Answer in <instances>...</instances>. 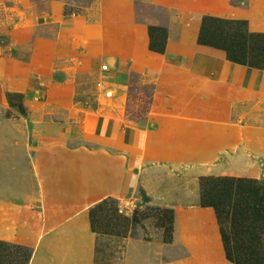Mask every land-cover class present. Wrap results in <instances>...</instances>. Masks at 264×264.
<instances>
[{"label": "rangeland", "instance_id": "1", "mask_svg": "<svg viewBox=\"0 0 264 264\" xmlns=\"http://www.w3.org/2000/svg\"><path fill=\"white\" fill-rule=\"evenodd\" d=\"M246 4L0 0V191L27 185L36 205L41 197L32 182L36 170L45 189L53 177L72 173L100 199L127 177L126 198L114 199L117 216L109 204L95 212L94 227L101 234L93 264H233L226 259L214 209L200 205L203 188L209 187L203 180L264 183V163L258 161L264 160L259 140L264 132L244 130L240 121L252 117L256 127L261 115L248 110L255 95L230 78L217 79L204 59L199 70L186 66L177 44L186 38L192 43L203 17L243 20ZM150 27L159 30L152 39L164 46L162 54L146 49ZM154 63L158 71L141 69ZM41 107L70 108L87 130L104 119L113 127L106 136L97 132L71 145L62 114L53 123L30 125V113ZM240 135H251L250 144L239 145ZM107 136L111 144L103 141ZM70 147L78 153L75 160ZM108 149L126 152L127 161L105 155ZM21 211L0 207V264H27L41 220ZM238 256L242 264L262 258L249 246Z\"/></svg>", "mask_w": 264, "mask_h": 264}, {"label": "crops", "instance_id": "2", "mask_svg": "<svg viewBox=\"0 0 264 264\" xmlns=\"http://www.w3.org/2000/svg\"><path fill=\"white\" fill-rule=\"evenodd\" d=\"M246 3L242 19L247 22L248 31L250 33L264 34V0H246ZM195 28V33H192V43H188L189 38H186L183 40V43L177 44L180 49L179 58H182L181 60L186 66H192L197 70L202 68L201 64L204 59L208 67L212 66L210 71H213L211 74L214 73L217 79L226 77L229 80L230 78V82L235 84V86L241 87L247 93L255 95L256 103L254 106L249 107L248 110L250 114L261 115L262 121H257L256 119V122L259 123L256 124V127H253L250 123L252 117L247 116L241 118L240 121L241 124H243L244 130H250V128L254 130L258 128L264 132V71L232 64L224 59L225 54L222 51L199 46L197 44V38L200 26ZM146 49H149V39L146 40ZM147 51L150 52L149 50ZM155 62L160 63V60ZM156 66L155 63L153 65L147 64L141 69H153L154 71H158L159 68ZM39 114L41 116L40 119L37 120ZM58 114H62L63 117L61 118L69 121V128L64 129V138L69 144H71V142H76L77 144L88 137H94L97 132L100 134L101 131H104V135L106 136L109 130H111L110 128L113 127L110 122L107 121L106 123L104 119L99 126L97 125V127L87 130V128H84L83 124H81L78 112L70 108H67L66 111H59L57 109L49 110L46 107H41L39 111L30 113V125L37 127L36 124L43 125L46 120L48 121L45 123H53V117L55 119H57V117L59 118V116H57ZM105 125L107 128H105ZM57 127L60 128V125ZM89 130H91V132ZM249 136L240 135L239 145L243 144L246 146L250 144L251 137ZM130 138L131 136L128 138L129 141H131ZM259 140H262L264 144V134ZM103 141L107 144L113 142L111 137L109 138L108 136ZM57 146L58 145H54V147ZM70 152L69 155L72 157L71 160H75V155L78 153H76V150L71 149V147ZM247 154L252 158L250 153ZM105 155L120 162H125L128 159L126 152L117 154V152H113L111 149L106 150ZM258 161L264 163L262 159ZM56 166L57 168L60 167L58 165ZM65 172L66 169L64 168V173ZM33 174L35 180L32 182L39 185L41 189V191H39L41 192L40 201L36 203V205L34 204L35 199H33V194L28 190L26 191L27 185L20 190L19 187H17L18 189H12L7 185V191H5L4 188L0 191V200H7L4 201V204L1 206H7V209L13 208L14 210H22L21 215L23 217L32 216L35 218L38 217L41 220L37 238L31 248V256L28 264H93L96 235L90 228L89 210L106 197H111L116 200L126 198L129 188L128 178L126 177L122 182L120 189L113 191L112 194L105 195V193L102 192V194L99 195V197L102 198L98 199V197L95 196L97 191L93 189L92 185L87 181L77 180L72 173H70V175L66 172L65 175H68L63 179H59L60 176L58 175L57 177H53L52 182H47L49 185L46 186V188L48 187L47 189L44 188L43 178L39 177L36 170ZM85 179H88V177ZM23 180L26 181L27 177ZM7 184H9V182ZM52 187L54 188L52 189ZM92 192H94V195L92 194V196H90L89 193ZM36 193L38 194V191H36ZM48 194L51 196L47 201L45 196ZM37 197L38 195L35 194V198ZM19 231H22V229L20 228Z\"/></svg>", "mask_w": 264, "mask_h": 264}, {"label": "trees", "instance_id": "3", "mask_svg": "<svg viewBox=\"0 0 264 264\" xmlns=\"http://www.w3.org/2000/svg\"><path fill=\"white\" fill-rule=\"evenodd\" d=\"M159 30L149 28V50L162 54L164 46H158L152 39L153 33ZM164 33V32H160ZM199 46L222 51L225 58L237 64L255 70H264V34L250 33L245 20H224L214 17H203L197 38ZM203 188L200 205L213 208L218 222L226 259L233 264H242L238 251L242 247L261 252L258 264H264V183L253 179H207ZM145 199V198H144ZM146 200V199H145ZM116 205L112 198L105 199L89 210L91 231L101 233L94 227L95 212L106 205ZM118 213L117 207L112 210ZM119 220L127 222L125 217ZM259 249V250H258ZM96 253V250H95ZM31 253L27 264L29 262Z\"/></svg>", "mask_w": 264, "mask_h": 264}]
</instances>
